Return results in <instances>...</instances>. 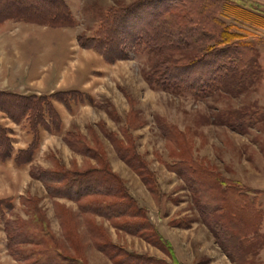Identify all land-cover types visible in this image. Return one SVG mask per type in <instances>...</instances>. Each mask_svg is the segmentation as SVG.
Wrapping results in <instances>:
<instances>
[{
    "label": "rangeland",
    "instance_id": "rangeland-1",
    "mask_svg": "<svg viewBox=\"0 0 264 264\" xmlns=\"http://www.w3.org/2000/svg\"><path fill=\"white\" fill-rule=\"evenodd\" d=\"M130 1L67 0L71 25L0 24V92L41 96L32 112L15 110L18 117L0 107V124L10 140L8 152L0 154V264H43L21 258V248L32 247L28 243L17 246L18 260L6 246L4 223L28 217L21 197L29 195L38 201L55 238L67 234L72 240L70 250H62L79 264H116L118 257L109 256L113 251L98 247L104 242L123 251L125 264H134L128 253L150 256L156 264H260L264 0H223L218 10V17L258 51L257 78L237 94L149 82L151 52L128 38L114 48V55H121L111 60L82 45L98 37L97 14ZM137 27L135 20L121 26L124 31ZM242 114L249 125L236 130L225 122ZM122 155L144 163L152 188ZM104 163L129 195L121 204L131 200L145 210V220L139 215L109 218L93 211L90 195L69 194L77 187L64 184L76 177L71 171ZM52 170L68 171L60 182L47 181L53 193L38 178ZM97 181L89 177L79 183L97 187ZM241 205L237 220L234 211ZM131 222L138 224L131 227ZM144 222L168 243L151 228L142 233Z\"/></svg>",
    "mask_w": 264,
    "mask_h": 264
},
{
    "label": "trees",
    "instance_id": "trees-1",
    "mask_svg": "<svg viewBox=\"0 0 264 264\" xmlns=\"http://www.w3.org/2000/svg\"><path fill=\"white\" fill-rule=\"evenodd\" d=\"M221 2L224 1L131 0L127 4L112 6L105 13L97 14L100 19L98 37L92 38L90 42L82 41L81 43L82 45L93 46L106 59L111 60L121 55H114V48L117 49L118 45L128 38L136 41L137 44H144L151 52L150 58L153 59V64L151 65V75L147 78L149 82L153 81L159 85H172L174 87L182 86L196 91L205 88L211 90L225 89L231 94H237L245 90L257 78L256 74L259 70L258 51L252 43L240 39V34L232 30L229 24L218 17ZM195 6L197 8L193 10ZM71 16L69 6L64 0H0V22L7 18H13L52 26L71 25ZM131 20H135L138 27L135 30L132 28L129 31L122 30L123 25L128 24V21ZM112 26L113 33L111 32ZM114 31H117V34ZM115 39L119 42L113 44L112 40ZM174 54H177V57H174ZM153 74L156 75L155 79H153ZM34 99L38 100L35 101ZM38 102H41V96L38 95L0 92V107L13 118L14 115H17L14 113L15 110L22 113L32 112L37 108ZM225 122L236 130L239 129L238 126H245L250 123L249 117L243 114L233 118L229 117ZM9 149L10 140L7 131L0 124V154L5 155ZM24 151L26 150H20L21 153ZM122 158L138 172L145 184L152 188L149 178L152 175L144 163L132 160L126 155H122ZM65 172L68 171L52 170L49 176L42 174L38 178L42 179L46 183L47 189L52 192L47 181L60 182L63 177L66 178V175L63 176ZM30 173L35 176L32 170ZM71 175L76 177H69L64 184L75 183L77 187L70 190L69 194L76 197L90 195L91 201L88 204L92 208L95 207L94 212L109 218L139 215L143 218L141 221L145 220V210L137 209L131 200L130 203L128 201V203L121 204V200L123 198L129 199V195L124 191L121 179L105 163L95 169L71 171ZM89 177L96 181L99 180L97 181L99 186L80 184L83 178ZM94 195L109 198L101 199L102 197ZM21 200L28 217L6 219L4 223L6 246L11 256L18 260L20 257L17 256L19 253L17 246L28 243L32 247L21 248L23 253L21 258L23 259L34 258V261L43 264L48 262L69 264L72 263L71 261L73 264L75 262L79 264L73 256L63 252L70 250L72 240L67 234H63L65 240L59 241L55 238L48 228L47 220L38 201L30 195L22 196ZM242 205L234 211L237 220L240 219L239 214L242 211L240 209ZM80 207L81 209L84 208ZM253 212L256 214L254 210ZM136 224L138 223L131 222L128 225L134 227ZM147 227L155 230L154 235L160 236L161 239L159 240L167 242L159 235L156 228L148 223L140 224L141 232L144 233L142 229L146 230ZM124 229L128 228L125 227ZM250 229L251 231L255 230ZM128 230L137 232L139 227ZM61 241L64 242L61 243ZM152 242L156 244L157 240ZM98 247L104 251H113L114 253H110L109 256L111 258L118 257L115 260L116 264H125V254L122 255L123 251L117 246L104 242ZM168 247H170L169 244ZM127 256L131 257L130 259L134 264H156L154 263L155 259L150 256L131 253H128ZM16 264L20 263L17 262Z\"/></svg>",
    "mask_w": 264,
    "mask_h": 264
},
{
    "label": "crops",
    "instance_id": "crops-1",
    "mask_svg": "<svg viewBox=\"0 0 264 264\" xmlns=\"http://www.w3.org/2000/svg\"><path fill=\"white\" fill-rule=\"evenodd\" d=\"M67 5H68V2L67 0H64ZM69 8L71 9L70 5H68ZM9 20H13V21H22V20H14L13 18H7L5 20H3L2 22H0V24L6 22V21H9ZM0 58H1V54H0ZM263 208V218H262V222H261V231L264 233V206L262 207ZM259 258H260V264H264V245H262L259 249Z\"/></svg>",
    "mask_w": 264,
    "mask_h": 264
}]
</instances>
